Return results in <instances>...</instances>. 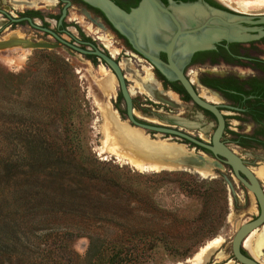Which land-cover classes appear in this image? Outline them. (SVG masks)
Listing matches in <instances>:
<instances>
[{"label":"rangeland","instance_id":"obj_1","mask_svg":"<svg viewBox=\"0 0 264 264\" xmlns=\"http://www.w3.org/2000/svg\"><path fill=\"white\" fill-rule=\"evenodd\" d=\"M249 13L264 14V8ZM15 29L11 36L0 33V41L15 36L54 43ZM127 62L119 60L121 68L138 72ZM136 71L125 76L138 83L144 75ZM188 78L196 85L197 77ZM129 85L132 95L137 89ZM118 95L113 75L98 61L93 65L62 48L0 50V264H190L215 238L220 247L204 264H238L230 243L236 230L258 215L253 195L227 167L207 176L187 167L135 170L102 153L106 116L128 124ZM140 97L134 115L167 123L151 115ZM193 112L181 117L207 128L201 138L208 142L215 124ZM228 122L237 133L255 129L244 119ZM142 132L150 141L180 143ZM224 139L264 189V145L239 147L230 135ZM258 259L264 260V250Z\"/></svg>","mask_w":264,"mask_h":264},{"label":"flooded vegetation","instance_id":"obj_2","mask_svg":"<svg viewBox=\"0 0 264 264\" xmlns=\"http://www.w3.org/2000/svg\"><path fill=\"white\" fill-rule=\"evenodd\" d=\"M49 1L51 2L49 3ZM67 1L69 5H66L65 0H5L6 6L0 7V33L8 32L6 35L11 36L17 32L15 28H21L24 31L29 29L33 32V36L38 34L45 39L53 40L54 44L59 46L58 48H62L72 56H81L84 60H90L93 65L95 61H98L109 72L108 66L98 56L82 53L78 49L85 52L98 50L119 66L121 59H124L127 64V61H133L138 67V72L135 69L128 67L123 69L120 66L127 88L130 86L129 82L136 83L125 76L129 73L128 71H136L137 74L144 75V77L138 78V83H141L145 77L149 78L147 81L149 83L145 84V92H141L134 84L137 91L130 94L133 107L140 102L136 99L137 96H143L141 100L145 104L140 105L149 107L151 115L167 123L138 117L140 122L177 130L203 141L201 136L207 134V128L188 123L181 117L194 113L195 109L201 112L202 118L213 120L214 132L217 122L213 115L195 105L179 82L168 81L156 67L140 55L99 9L81 0ZM110 1L125 12L137 7L140 2V0ZM160 1L168 7L167 0ZM173 1L179 3L197 0ZM198 1L202 3L204 11L203 19L197 25V28H201L200 33L209 31L211 28L223 32L235 29L239 35L230 37V39L221 37L204 49L196 50L183 58L177 63V67L187 78L189 76L197 77L196 85L190 82L199 96L198 91L203 89L219 99L218 103L207 102L217 106L224 118L222 141L225 144L224 136L228 134L231 136L232 142L239 147H247L240 143L241 138L247 139L250 145H260V141L264 143V14L240 13V11H234L235 9L229 8L217 0ZM40 5L53 7L54 10L46 13L40 12L38 11ZM63 11L65 14L62 17ZM229 15L238 18L230 19ZM210 20L212 24L208 23ZM39 28L46 29L48 32ZM170 39L171 36L168 37V41ZM31 41H36V39ZM104 43H108V46ZM183 47L184 45L181 43L175 49L179 50ZM111 50L114 53H111ZM158 57L167 63L168 56L164 51H159ZM188 79L190 80V78ZM118 94L119 100L124 103L119 88ZM133 94L134 97H132ZM180 107L183 110L176 112ZM232 119L247 120L254 125L255 129L250 134L230 131L228 120ZM213 132L210 135V140ZM210 140L203 142L210 144ZM191 146L193 145L191 144ZM197 149L200 148L197 147ZM203 151L211 156L208 151ZM258 262L260 263V261Z\"/></svg>","mask_w":264,"mask_h":264},{"label":"water","instance_id":"obj_3","mask_svg":"<svg viewBox=\"0 0 264 264\" xmlns=\"http://www.w3.org/2000/svg\"><path fill=\"white\" fill-rule=\"evenodd\" d=\"M81 1L99 9L140 55L156 67L168 81L179 82L191 101L202 110L212 114L216 119L217 125L211 136L210 144H206L201 140L177 130L140 122L139 118L134 115L131 96L120 66L98 50H95L94 52H85L78 49V51L82 53L98 56L108 66V69L113 74L123 97L125 103V115L129 126L143 130L150 138L159 135L162 137V140L175 139L180 141V143H172L184 145L189 151H192V153L190 152V154L180 156L171 161V163L191 169L209 166L213 170L217 169L221 171L224 167H227L238 183L253 195L258 207V215L251 221L242 224L236 230L232 237L230 248L231 255L234 261L238 264H260L248 253H243L245 250L242 248V242L250 232L264 226V189L246 163L222 141L224 118L219 112L217 106L202 99L193 88L190 80L184 76L182 71L177 67V63L183 60V58L191 55L196 50L204 49L206 46L211 45L221 37L230 39V37L239 35L237 30L234 29L223 32L211 28L209 31L200 33L201 28H197V25L199 21L203 19L204 11L201 6L202 3L198 0L194 2L179 3L173 0H167L168 7L164 6L160 0H140L137 7L131 9L129 12L121 10L110 0ZM65 2L66 5H69L67 0H65ZM144 9H149L153 12L156 19L163 20L168 24L169 29H161L164 39L156 44L152 43L149 25L142 20ZM181 11H184L185 13H182ZM64 14L65 12L63 11L62 17ZM229 18L237 19L238 17L229 15ZM208 23L212 24V21L210 20ZM182 28L185 29L183 30ZM39 29L48 32L46 29ZM52 35L60 40L54 33H52ZM170 36L171 39L168 41V37ZM181 43L184 47L179 50L175 49ZM15 45H23L26 49L46 50L57 49L59 47L54 43L10 37L4 41H0V50ZM159 51H164L167 54V63L158 57ZM178 55H182V57L179 58ZM158 101L166 103L162 100ZM191 144L193 146H191ZM197 147L200 149H197ZM203 150L208 151L213 158Z\"/></svg>","mask_w":264,"mask_h":264},{"label":"bare ground","instance_id":"obj_4","mask_svg":"<svg viewBox=\"0 0 264 264\" xmlns=\"http://www.w3.org/2000/svg\"><path fill=\"white\" fill-rule=\"evenodd\" d=\"M217 1L227 5L229 8L231 7L235 9L234 11H240V13L254 12L264 8V0ZM182 13L185 12L183 11ZM142 20L147 22L149 25L152 43L156 44L157 42L162 41L163 33L161 29H169L168 24L163 20L156 19L153 12H151L149 9L143 10ZM12 37L16 38L15 36ZM22 51L28 52V50H24V48ZM178 57L180 58L182 55H178ZM24 59L25 55L21 56L20 58L17 57V64L19 65V63L23 62ZM6 62L8 64L14 63L11 59H6ZM147 81H149V78L145 77L141 83L134 84L141 90V92H145V84L149 83ZM101 84L106 87L108 82L106 80V82ZM200 96L206 101L211 99L203 91L200 93ZM105 120L106 121L104 122L103 126L102 153L108 152L114 155L116 159L125 161L135 170H170L180 167L171 163V161L177 159L180 156L190 154V152L192 153V151H189L184 145L169 143L166 140L150 141L147 136L143 134V130L141 131L139 128H130L128 124H124V122L121 124L118 122L116 117L111 118L106 116ZM194 170H197L203 176H207L211 174L212 169L211 167L206 166L204 168H194ZM262 227L250 232L242 242V248L247 251V253L257 262L259 261L258 251L264 250V229ZM220 244L221 240L219 238L211 240L203 248H201L197 254L194 255L190 261V264H204L209 255L213 253L218 247H220ZM260 263L264 264V260L260 261Z\"/></svg>","mask_w":264,"mask_h":264},{"label":"trees","instance_id":"obj_5","mask_svg":"<svg viewBox=\"0 0 264 264\" xmlns=\"http://www.w3.org/2000/svg\"><path fill=\"white\" fill-rule=\"evenodd\" d=\"M182 90V89H181ZM183 91V90H182ZM184 92V91H183ZM187 98H188V96H187ZM260 134H261V132H260ZM264 135V134H263ZM240 143L243 145V146H249L250 144L248 143V140L247 139H245V138H241L240 139ZM260 144H264L262 141H260ZM244 254H246L245 252H243Z\"/></svg>","mask_w":264,"mask_h":264}]
</instances>
